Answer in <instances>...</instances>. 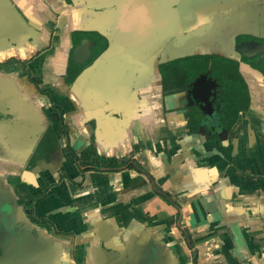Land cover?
I'll list each match as a JSON object with an SVG mask.
<instances>
[{"label":"crops","instance_id":"0c3cea01","mask_svg":"<svg viewBox=\"0 0 264 264\" xmlns=\"http://www.w3.org/2000/svg\"><path fill=\"white\" fill-rule=\"evenodd\" d=\"M49 3L71 15L62 2L49 0ZM15 10L10 0H0V61L11 55L30 56L39 45V39L32 45L24 42L21 51L9 45V36L18 37L15 21L19 19ZM61 23L66 27L70 24L69 19ZM62 32L56 38L60 47L68 41V31ZM51 56L56 57L55 51ZM64 73V67L47 71L46 77L54 80L53 83L45 80L42 86L51 92L55 101L65 105L69 126L79 131L89 116L88 110L81 105V113L72 115L74 108L63 98L67 91L62 80ZM26 75V70L19 65L0 67V89L6 91L5 98L10 104L33 110L32 123L41 121L43 111L48 126L49 117L43 110L45 99L25 80ZM41 79L38 78L40 83ZM7 82L10 84L6 85ZM151 102L154 106L151 113L157 111V119L148 116L153 119L150 126L138 132L124 123L117 126L116 134L112 133L116 135L114 138L105 140V149L100 146L97 152L89 146H85V151L82 147L78 149L91 161L90 152L98 153L105 161V169L102 165L100 170L78 173L75 180L79 188L75 194L69 191L67 181L60 178L66 173L65 168H70L67 163L44 168L33 181L18 180V195L32 199L40 197L48 186H54L36 204V214L55 223H39L48 231L52 242L46 240L47 247L42 239L37 240L39 252L50 250L48 256L43 255L47 264H110L115 254L111 257L103 245L119 250L120 260L112 264H122L126 252L124 242L131 243L134 238L123 241L120 235L122 228L131 222L136 223L131 226V235L138 232L144 240L152 234L160 235L177 257L178 264H264V122L253 119V124L258 123L263 130L262 137L258 135L254 143L249 141L248 129L244 126L232 131L222 143L202 144L189 139L178 144L167 143L165 139L170 132L160 115V95ZM170 129L173 136L182 137V127L172 125ZM130 155L153 177L154 183L136 169L111 171L106 167L111 157L121 160ZM155 185L170 195L172 204L155 193ZM26 213L32 218V211ZM184 231L189 234L192 247Z\"/></svg>","mask_w":264,"mask_h":264},{"label":"flooded vegetation","instance_id":"af4514ba","mask_svg":"<svg viewBox=\"0 0 264 264\" xmlns=\"http://www.w3.org/2000/svg\"><path fill=\"white\" fill-rule=\"evenodd\" d=\"M10 1L16 9L19 20L17 23L15 21L18 37L9 36V45L16 51L23 49L24 42L32 45L39 39V45L34 48L30 56L11 55L1 60L0 67L19 65L26 70L25 80L45 99L43 110L49 117L46 131L20 171L22 176L33 173L38 167L44 170V168H52L50 166L70 164V168H65L66 173L60 178L67 181L69 191L72 195L75 194L79 188L77 186L79 183L75 180L78 173L100 170L102 165L105 169V161H102V156L98 153L93 155L90 152L88 156L92 158L91 161L84 157L86 154L79 153L78 149L82 147L81 150L85 151V146H89L93 151L94 148L96 151L97 146L105 149V140H108V137L114 138L117 126H124L126 123L138 132L150 126L153 123L150 121L153 119H148V116L151 118L155 116L157 119V111H154V114L151 113L154 108L151 100L158 94L161 98L160 115L165 128L170 132L165 139L167 143L178 144L183 141L188 142V139L191 142L200 141L204 144L216 141L222 143L224 138L228 139L230 133L239 130L241 126L248 129L249 141L254 143L258 135L262 137L261 131L264 129H260L258 123L255 126L253 119L260 118L258 121L264 122V56L257 54L247 57L237 48L251 44L264 46V0L217 1L221 10L228 13L227 18L234 27L235 45L232 58L216 55L191 56L160 64V84L156 83L153 87L148 86L143 89L136 86L129 88L121 84L112 85L108 76L104 75L107 74L105 70L101 73L104 79L93 77V74L84 83L80 79L85 72L95 70L97 61L109 48V40L106 37L107 26L103 20L105 10L97 7L102 5V8H105L108 3L122 0H56L59 4L62 2L61 4L64 5L63 2H67L72 6L74 13L71 15L63 13L62 8L51 6L49 0ZM31 4L34 5L32 8L29 7ZM63 19H69L68 27L61 23ZM62 30L68 31L66 35L70 42L68 63L62 79L67 90L63 98L74 108L73 116L81 113L79 110L81 105L87 107L89 115L83 121L84 125L79 131H74L69 126V114L65 105L55 101L51 92L42 86L45 80L53 83V78L46 77L47 71L62 67V63L51 56L52 52L55 51L56 54V49L60 48L56 38L64 33ZM104 30L105 33L101 32ZM86 43L88 48L85 49ZM254 48L257 47H251V53L256 50ZM77 61H84V64ZM243 69L249 70L248 78L242 72ZM39 77L42 78L43 83L38 81ZM99 79L102 83H99ZM94 84H101V86ZM94 86L100 89L98 91L100 95L95 92ZM233 103L239 110L237 119L231 125L234 110L230 107ZM97 106L100 111L94 110ZM10 118L11 116L8 115L5 119ZM3 119L4 116H0V120ZM100 124L109 131L100 127ZM172 125L182 127V137L173 136L170 131ZM135 138L138 139V135ZM148 139L152 141V136ZM240 139L238 136L237 141ZM135 144L139 145L136 142ZM123 160L127 161L124 163L126 168L136 169L154 183L153 177L138 166L134 155L121 159ZM8 175L13 178L14 173L9 171ZM23 178L20 180L24 181ZM79 186L82 187V184ZM50 187L54 186H48L40 197L32 199L29 196H18L17 198L19 206L26 212L32 211V219L37 225L39 223L55 225L45 216L36 214L37 202L40 201L41 196L47 194ZM154 191L159 195L167 193L156 185ZM4 195L9 199L7 193ZM165 200L173 203L170 195ZM184 233L188 240L189 234L186 231ZM72 257L77 262L75 254Z\"/></svg>","mask_w":264,"mask_h":264},{"label":"water","instance_id":"95a60500","mask_svg":"<svg viewBox=\"0 0 264 264\" xmlns=\"http://www.w3.org/2000/svg\"><path fill=\"white\" fill-rule=\"evenodd\" d=\"M217 1L122 0L108 3L105 8L98 6L100 10L106 11L103 20L107 26L109 48L97 61L95 70L100 74L89 70L80 78L81 82H86L92 74L93 77L104 79L101 73L105 70L107 74L104 75L108 76L112 85L143 89L155 86L156 81L160 84V64L191 56L216 55L232 58L234 27L227 18L228 13L221 10ZM63 3L64 9L74 13L72 6L67 2ZM101 32L105 33V30ZM88 43L85 49L88 48ZM69 47V40L65 41L64 47H60L55 54L64 68L68 63ZM251 47H257L254 48V53L250 52ZM237 49L247 57L257 54L264 56V46L261 45H243ZM77 62L84 64V61ZM242 72L249 77L248 69H243ZM99 81L102 83L100 79ZM8 84L10 83L7 82L6 85ZM95 88V92L100 95V89ZM1 90L0 116H4V119L0 120V264H47L43 255L48 256L50 250L47 253L39 252L37 244L41 239L43 243L46 240L51 242L48 231L37 225L17 203L18 180L24 177L26 182L33 181L43 171V168L38 167L33 173L24 176L20 172L46 131V118L41 111V121L32 123L33 110H24L21 105L18 107L10 104L5 98L6 91ZM94 110L100 111V108L97 106ZM8 115L11 118L6 120ZM100 127L104 125L100 124ZM9 171L14 173L13 178L8 175ZM132 225L136 223L131 222L122 228L120 235L123 241L134 238L131 243L124 242L126 252L122 264H178L177 257L166 247L160 235L156 237L152 234L144 240L138 232L130 234ZM45 245L48 247L47 243ZM103 246L111 257L115 254L110 264L114 260H120L117 256L119 250Z\"/></svg>","mask_w":264,"mask_h":264},{"label":"trees","instance_id":"16d2710c","mask_svg":"<svg viewBox=\"0 0 264 264\" xmlns=\"http://www.w3.org/2000/svg\"><path fill=\"white\" fill-rule=\"evenodd\" d=\"M230 109L234 110L232 115H233V120L230 123L231 125L234 124L235 120L237 119V115H238V110L239 108H236L235 104L233 103L232 107H230ZM127 162L125 160L121 161L115 158H111L109 159L108 163H107V168L109 169H120V168H125L126 166L124 165V163ZM128 167V166H127ZM160 196L164 199H168L169 195L167 193H162L160 194ZM176 205V204H175ZM31 206V203H30ZM177 206V205H176ZM190 241L191 247H192V242L191 239H188Z\"/></svg>","mask_w":264,"mask_h":264},{"label":"rangeland","instance_id":"374dc122","mask_svg":"<svg viewBox=\"0 0 264 264\" xmlns=\"http://www.w3.org/2000/svg\"><path fill=\"white\" fill-rule=\"evenodd\" d=\"M20 191V187L18 186V192Z\"/></svg>","mask_w":264,"mask_h":264}]
</instances>
